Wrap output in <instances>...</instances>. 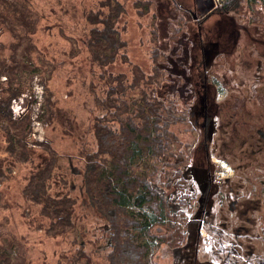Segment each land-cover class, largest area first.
<instances>
[{
    "label": "rangeland",
    "instance_id": "rangeland-1",
    "mask_svg": "<svg viewBox=\"0 0 264 264\" xmlns=\"http://www.w3.org/2000/svg\"><path fill=\"white\" fill-rule=\"evenodd\" d=\"M118 1L124 5L125 12L115 26L125 47L120 50L116 60L105 67H97L88 62L85 45V39L92 27L88 24L86 15L99 9L98 0H13L17 11L10 14V21H0V63H10V57L26 48L29 39L42 56L40 73L32 82V92L28 91L18 98L0 102L1 106H6L5 110L11 112L13 118H18L24 113L27 115L28 112L29 120H33L31 131L26 136V149L29 154L27 161H19L5 151L9 144L0 129V245L12 252V264H108L106 257L111 250L108 225L95 208L91 207L85 194V164L80 153L96 148L92 122L93 117L100 115L101 111L95 107V100L106 97L109 86H113L118 92L116 97L122 94L126 102L140 98L143 92L151 97L162 98L166 105L169 101L170 113L173 110L184 114L181 110L189 112L191 103L194 102L195 109L198 105L197 91L200 89L201 80L190 74L189 67L194 65L195 70L202 68L205 55L203 50L210 53V58L215 56L217 50L213 42L218 36H225L226 31H221L227 27L220 21L210 20L208 25L202 26L200 30L203 35H208L207 37L194 42L183 38L178 45L176 39L182 31L192 38L191 29H196L192 12L197 15L193 6L199 0H150L152 3L146 2L149 0ZM201 1L204 3L205 0ZM209 1L207 9L214 6L211 0ZM247 7L242 3L237 10L231 12L236 25L242 27L239 24L249 18L252 22L253 19H257V22L261 20L264 25L261 16L264 8L259 10L261 7L257 6L249 11ZM186 8L192 11L188 12ZM258 11L262 12L258 14ZM218 16L219 14L214 15ZM261 23L258 22L260 25ZM247 27L253 30L255 28L252 23ZM177 29H180L181 34L177 33L179 35L173 37L174 30ZM206 29H211V32L204 34ZM30 31L34 33L30 34ZM239 35L240 37L236 38V50L232 55L225 57L223 61L217 58L210 60L211 67L219 75L223 73L226 82L240 83L239 93L233 91L226 99V93L220 95V101H234L239 94L247 97L245 87L256 82L264 84V44L259 45L250 37ZM185 49L196 51L192 58L187 57V63H183ZM176 58L180 60L177 61ZM47 77L49 79L45 89L41 83ZM208 82L212 87V81ZM215 82L220 83L216 80ZM8 87L5 76L1 75L0 99L9 98L6 92ZM260 90L263 95L264 85ZM47 99L51 104L54 103L55 119L51 123H42L41 120L38 123L35 120L38 116H48L41 110ZM262 100L264 98L255 94L253 100H247L243 109L232 114V109L224 102L220 107H215L216 112L220 110L223 117H214V122L210 123L213 131H209V135H213L214 139L210 141L211 145L225 147L224 141H221V133L216 132V128L221 125L231 133L229 137L236 143L244 139L243 134L246 132L249 135L247 137L253 139V132L248 128L252 123H255V132L258 129L264 132ZM215 103L214 99L213 107ZM26 106L28 110H25ZM160 113L167 115L163 109ZM197 113L200 114L199 109ZM228 114L230 116H227ZM225 117L231 121L224 120ZM186 119L189 122L178 120L169 125V133L172 132L178 141L170 143V155L164 156L163 163L159 162L156 167L153 184L170 196V206L182 211L185 221L182 228L187 235L184 246L179 248L159 246L155 252L156 262L264 264V155L262 157L259 152L255 155L252 146L245 150L243 157H246L247 161L239 162L251 167H241L238 173L236 171L232 176L230 181L236 182L232 187L237 189L233 192L238 193L239 200L236 201L241 203H237L232 209L228 208V211L232 210L228 212L226 206L233 195L227 194V189L224 188L227 184L219 186L217 181L209 180L207 170L204 174L206 179L200 182L202 173L199 164L201 156L204 155L201 135L206 133L204 125L202 126V117L192 116L190 111ZM256 137L255 135L254 140L257 141L262 138L260 140L264 147V135ZM211 145L207 146L210 151L213 150ZM49 146L59 155V163L66 173V190L77 199L74 212L75 228L72 232L57 237L45 234L43 228L47 220L38 215V208L26 202L21 193L30 173L47 160L46 148ZM169 148L170 145L168 150ZM262 150L264 151V148ZM186 156H189L188 160ZM210 158L214 161V164L211 162V177L215 168L220 169L221 166L227 167L226 170H221L223 176L232 175L233 164L223 163L217 152L210 153ZM190 165L195 167V172L188 174ZM52 184L53 191L58 193L60 184L57 181ZM203 184L207 190L221 192L224 197L213 193V197L204 202L203 224L199 229L198 218L190 224L189 219H192L196 212L200 213L202 205L199 202L204 191L201 187ZM187 200L189 203L185 206L179 204ZM224 204L225 210L222 207ZM221 207V215L225 213L228 222L225 227L222 226L224 221H221L217 213ZM240 209H246L245 213L240 212ZM205 210L207 212H204ZM189 214L192 216L189 217ZM168 231L165 223L152 229L155 235H168L167 233L171 232ZM173 242H176V239L172 238ZM79 249L83 250L87 258H75Z\"/></svg>",
    "mask_w": 264,
    "mask_h": 264
},
{
    "label": "trees",
    "instance_id": "trees-1",
    "mask_svg": "<svg viewBox=\"0 0 264 264\" xmlns=\"http://www.w3.org/2000/svg\"><path fill=\"white\" fill-rule=\"evenodd\" d=\"M98 1L99 9L86 15L87 22L92 27L85 39V45L88 62L97 67H105L112 64L120 50L125 47L115 26L125 8L118 0ZM146 2L152 3L150 0ZM240 3L247 4L249 11L257 6L264 8V0H222L217 7L221 11H233ZM16 11L13 0H0V21H10V14ZM261 16L264 19V10ZM153 20L155 21V15ZM179 30H174L173 37L183 32L179 33ZM15 56L10 57L8 64L0 63V76H5L9 85L6 89L9 98H1L3 100L0 99V102L18 98L28 91L32 92L33 79L40 73L42 56L38 54L30 39L28 46L22 48ZM48 79L49 77L41 83L45 89ZM253 84L260 85L256 82L248 87L251 88ZM113 88L109 86L107 96L95 100V107L101 111L100 115L93 117L92 122L96 139L95 150L80 153L85 164L84 191L91 207L95 208L108 225L111 247L106 257L108 264H158L155 259L158 247H177L185 242L187 235L182 228L185 224L182 211L170 206V196L153 184L156 167L159 162L163 163L164 156L170 155L171 144L178 141L172 132L169 133V125L178 120L189 122L185 119L187 112L181 110L184 113L181 114L171 110L170 113L169 101L166 105L162 98L151 97L145 92L140 98L126 102L122 94L116 97L118 92ZM260 93V89L256 91L259 98H264V92L263 95ZM5 109L6 106L0 104V129L9 144L5 151L19 161H27L29 154L26 149V136L31 131L33 120H29L28 112L27 115L24 113L18 118H13L11 112ZM161 109L167 115H162ZM25 110H28L27 106ZM41 110L48 116H38L35 119L38 123L40 120L42 123H51L55 119L54 103L51 104L50 100H46V105L41 106ZM210 136L213 137L207 132L201 135V141L205 142L204 152ZM256 136L258 138L260 135ZM260 139L262 138L258 141H261ZM258 141L252 146V151L255 155L257 152L261 153L263 157L264 151L260 150ZM242 147L249 149L247 144ZM46 150L47 160L30 173L21 193L26 202L38 208V215L47 220L43 228L45 234L57 237L66 235L75 228L74 212L77 199L66 190L67 176L59 163V155L50 146ZM186 157L188 160L189 156ZM227 159L230 160L228 157ZM238 163L239 161L233 162V165L236 167ZM199 165L203 180L204 171L201 163ZM241 165L242 163L237 166V171ZM191 171L195 172L192 165L188 174ZM178 172L180 170L176 171L175 175ZM56 181L61 186L58 193L53 191L52 183ZM186 194L187 192L185 196ZM162 223L173 232L168 231V235L153 234V227ZM158 228L160 230V226ZM172 238L176 239V242L172 243ZM7 249L0 245V264L13 263L12 252ZM83 256V250L79 249L75 258Z\"/></svg>",
    "mask_w": 264,
    "mask_h": 264
},
{
    "label": "flooded vegetation",
    "instance_id": "flooded-vegetation-1",
    "mask_svg": "<svg viewBox=\"0 0 264 264\" xmlns=\"http://www.w3.org/2000/svg\"><path fill=\"white\" fill-rule=\"evenodd\" d=\"M221 1L222 0H211V4H214V6H212L209 9L206 8L207 5L210 3L209 0L204 1L206 6H204V3L201 0H199V2H197V3H199L198 5L195 2L193 7L195 8L194 10L197 12V15L194 13V11L192 12V15H193V21H195L194 25L196 26V29H194V28L191 29V31H193L192 38L188 37L185 32H182V34L176 39V41L178 40L177 41L178 45H180L181 43H179V41L183 38L189 42H194L197 39L201 40V39L207 37L208 35H203V33L200 30H201L202 26L208 25V21H210V20L217 21V22L220 21L224 24L225 27H227V28H223L221 31V33L226 31V33L224 34L225 36L224 37L218 36V39H215L214 40L215 42H213V44H215L214 48L217 50V53L215 54V56H212V58H210V53L206 52V50H203L202 53L205 55H204L203 61H202V68L195 70L194 65H191L189 67L190 74L193 76H197L201 80V84H200L201 90L198 89V91H197L198 105H197L196 109L194 108V102L191 103L188 108L190 109L192 116L202 117V121H203L202 126L204 125L203 128L206 130L208 135H209V131H213L212 127L210 126V123L212 124V122H214V117L219 118L222 116L220 114V110L218 112H216L215 107H220V104L224 102L227 104V106H229V108L232 109L230 114H232L238 110H241L245 107L247 100L249 102H250V100H253L254 95L256 94V91L261 89L262 86L264 85V84L260 83V85L253 84V86L251 88L245 87V89L249 91L247 97L243 96L242 94H241L242 96H240V94H239V95H236L239 97L236 98L234 101H229L228 99L225 101H220L222 98V97H220V95H224L226 93V96H225V99H226V97L228 96L229 93H231L233 91L238 92L240 83L239 84H237V83L233 84V83H230L229 81L226 82L225 78L223 76L224 74L222 73L221 75H219L218 72L211 67L210 60L217 58L219 61H223L225 57H229L230 55H232V53L236 50V47L238 44L236 38L240 37L239 34H241V36H244V37H250V39L257 41V43L259 45L264 44V38H263L264 37V25H262V23H261L262 21L258 20V22L261 23V25H262L261 26L260 24H258L257 19H253V22H252L249 18L247 21H243L242 23H240L239 25L242 27L239 28L236 25L235 19L233 17V13H231L232 11H227V10L221 11L218 9L217 6ZM240 4H242V3H240ZM238 7L235 8V10H237ZM186 10L188 12L192 11L191 9H187V8H186ZM259 10H262V9L260 8ZM261 12L262 11H258V14H260ZM252 13H254V12H252ZM218 14H219L218 17H214V15H218ZM263 22H264V19H263ZM250 23H252V25L255 26L254 30L247 27V25H250ZM199 25H200V27H199ZM257 26H261V27L257 28ZM209 32H211V29H206L204 34H207ZM255 37H257V38H255ZM245 41L247 42V40H245ZM194 54H196V51H193L192 49H185V58H184L183 63H187V60H188L187 57L190 56V58H192V55H194ZM176 60L179 61L180 59L176 58ZM190 68L192 69L191 71H190ZM185 69H188V68L185 67ZM183 71H184V69H183ZM218 76H219V78H218ZM208 80L212 81V87L209 84ZM215 80L219 81L220 83H216ZM196 82H197V79H196ZM212 92L214 93L213 95H212ZM199 95H200V97H199ZM239 98H241V99H239ZM214 99H215L216 105L213 107L212 101ZM198 109H199V112L202 116L197 113ZM190 111L187 112L186 117L190 115ZM247 113H248V111H247ZM230 114H228L227 116H230ZM249 117H250V114H249ZM224 120L231 121V119H227V117H225ZM246 120H248V118H246ZM259 122H261V121H259ZM253 124H255V123H252L248 126L249 131L253 132V135H252L253 139L251 140L250 137H247L249 135H247V132H246L243 134V136H245V137L240 143H236L233 140H231V138L229 137V135H231V133L226 131L225 126L221 125L220 128H218V129L216 128V132L221 133V138H222L221 141H224L225 144H223V145L225 147H217L214 144L211 145L210 141L214 140V139H213V137L211 138V136H210V141H209L208 146L211 145L213 150L210 151V148L206 147L204 155L201 156L202 157L201 167H202V170L204 171L203 177H204V174H206V170H207L209 180L217 181L219 186L223 185V184H227L224 187L225 189H227V194L233 195L231 197L232 199L229 200V202L226 206L227 211H228V208L232 209L233 206H235L237 203H239V204L241 203V202L236 201V200H239L237 197L238 193L233 192V191L237 190L234 187H232V185L233 184L235 185L236 182L230 181L232 176L237 171V166L240 164V162L238 163V165L236 167L233 165L231 176H229V175L223 176L224 174L221 170H226L227 167L221 166L220 169L218 167L215 168V170L213 172L215 175L213 174L212 175L213 177H211V174H212V172L210 170L211 169V162L213 163L214 161H213V158H208V157H210V153L217 152L218 156L222 158V159L221 158L220 159L223 163L228 162V163L233 164V162H238L240 160H242L243 162H246L247 158L243 157V154H246L245 150H247V149H244L242 146L244 144H247L248 147L253 146L254 143L257 142V141H254L255 135H264V132L261 131V129H258L255 132L253 130ZM223 130H224V132H222ZM261 142H262V140L258 141L259 146H261L260 150L263 148ZM203 143H205V142H203ZM227 146H229V147H227ZM239 149H240V151H239ZM227 157L230 160H228ZM241 167L249 168L251 166H248V164H244V165L242 164L240 166V168ZM237 173H238V171H237ZM203 179H206V178L204 177ZM200 182H202V180ZM201 187L204 191H203L202 196H201V201L199 202L202 205L200 213L197 214V212H196V214H194L193 216L190 215L191 213L189 214V217L192 216V219H189V224L192 220L195 221V218L197 217L198 222L200 224L198 227L199 229H201V225L203 224V218H202L204 215V214H202L203 204H204V202H206V200L209 197H213L212 196L213 193H216L214 190H211V189L207 190L205 188L206 185L201 186ZM216 194L220 195L221 198L224 197V194L221 192L216 193ZM252 195H254V194H252ZM189 200H187L186 202L189 203ZM221 200H223V199H221ZM242 200H244V199H242ZM179 204L181 206H185V202H181ZM222 207L225 210V204ZM222 207L220 208V210L217 213H218V217L221 219V221H224L222 223V226L225 227V226H227L226 223H228V222H227L226 214L224 213L223 215H221ZM245 210L246 209H240L239 211L242 213H245ZM204 212H207V210H205ZM228 212H232V210L228 211ZM237 218H239V217L237 216ZM224 223H225V225H223ZM184 243L177 246V247H170V248H179L182 245L184 246ZM194 262H195V260H194ZM194 262H192V263H194Z\"/></svg>",
    "mask_w": 264,
    "mask_h": 264
}]
</instances>
